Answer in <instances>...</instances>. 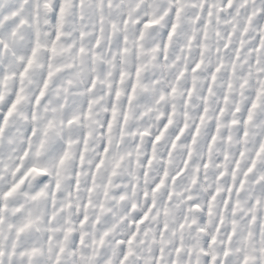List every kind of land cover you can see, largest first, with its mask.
<instances>
[{
	"label": "snow or ice",
	"instance_id": "6c2138e0",
	"mask_svg": "<svg viewBox=\"0 0 264 264\" xmlns=\"http://www.w3.org/2000/svg\"><path fill=\"white\" fill-rule=\"evenodd\" d=\"M0 264H264V0H0Z\"/></svg>",
	"mask_w": 264,
	"mask_h": 264
}]
</instances>
